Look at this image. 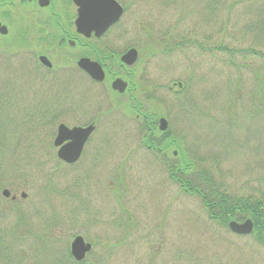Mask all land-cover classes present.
Wrapping results in <instances>:
<instances>
[{"label": "rangeland", "instance_id": "1", "mask_svg": "<svg viewBox=\"0 0 264 264\" xmlns=\"http://www.w3.org/2000/svg\"><path fill=\"white\" fill-rule=\"evenodd\" d=\"M121 2L127 11L110 36L121 39V51L136 45L152 55L147 75L155 87L154 110L167 119L179 156L198 162L200 171L210 170L230 195L264 201L263 0ZM163 38L173 48L166 55L161 54ZM66 79V74L42 71L43 104L73 100L63 90ZM86 90L82 86L78 93ZM80 101L86 104L83 96ZM44 122L5 125L9 140L1 162L6 170L0 173V216L8 226L32 216L30 222L40 219L41 229L24 240L17 231L2 234L0 245L21 247L9 250L7 260L0 257V264H57L76 236L93 246L86 264H264V247L211 222L200 199L161 171L138 125L106 114L98 135H110L114 146L101 152L95 173H84L89 152L73 171L59 162L53 146L60 124L71 127L76 121L60 113ZM115 169L124 184L117 201L108 190ZM72 181L79 191L74 200ZM83 181L94 187L88 211ZM4 189L18 199H5ZM119 212L135 216H113ZM115 245L120 247H110Z\"/></svg>", "mask_w": 264, "mask_h": 264}, {"label": "flooded vegetation", "instance_id": "2", "mask_svg": "<svg viewBox=\"0 0 264 264\" xmlns=\"http://www.w3.org/2000/svg\"><path fill=\"white\" fill-rule=\"evenodd\" d=\"M116 1L123 7L124 16L127 5H123L121 0ZM136 2L137 0H129L131 6H135ZM78 18L79 6L76 0H0V156L5 154L8 147L9 138L6 133L9 130L6 128V124L38 125L44 121L49 122L62 113L76 121L75 125L67 126L68 128L93 126L95 130L85 143L78 162L74 164H66L61 160L59 162L74 171L81 167L80 163L85 157H88L87 153L89 152L91 163L88 164L87 170L82 172L95 173L101 152L111 151V147L114 146V138L109 137L110 135H98L100 124L105 115L113 114L122 116L138 126L148 125L146 128L148 133L145 135L148 138V143L144 146L156 158L157 166L161 171L166 172L170 178L169 153L171 152L174 159L179 160L180 148H178L179 150L174 148L170 150L160 147L158 144V141L165 136L159 130V119L162 115L154 120L155 87L147 75V68L151 64L149 58L152 55L144 52V47L136 45L121 51L119 46L121 39L110 35L116 32L122 18L100 37H97L94 32L90 36L79 32ZM131 49L137 50L138 59L133 66H127L122 63V57ZM42 57L50 62L51 67L43 63ZM84 59L97 63L103 69L105 75L103 82L94 80L87 71L80 67L79 63ZM140 66L142 69L139 68ZM43 70L55 72L57 76L66 74L67 79L63 90L67 93L71 92L73 100L64 105L52 101H45L43 104L41 101ZM116 79H122L128 85L123 94L112 89V84ZM82 86H86L87 90L82 91L83 94H79L78 89ZM82 96L83 102L86 103L83 106L79 104L82 102L80 101ZM90 100L95 103V106H90ZM48 103L52 104L47 106ZM61 106L65 109L59 108ZM57 133L53 139V146ZM97 137L99 138L94 139ZM70 143L67 141L63 145ZM54 149L57 154L59 149L55 146ZM112 151L116 152V150ZM84 168L85 166L81 169ZM183 174L184 172L181 170L180 174L174 173L173 176L183 179ZM83 177L84 179L88 178L86 181L91 179L90 175H83ZM108 177L110 179L108 190L112 198L117 201L122 196L124 186L119 169L112 171ZM77 181H72L69 188V196L72 200L79 193ZM173 182L176 183L175 180ZM178 185L183 192H186L184 186ZM80 187H83V206L88 211L92 207L94 187L84 181ZM10 193L9 198L2 196L7 200L16 201L18 196L11 191ZM98 213V216L105 214ZM113 216L135 215L119 212L114 213ZM5 217L0 216V236L2 234L8 236V233L17 231L19 234L21 233L20 236L24 240L27 235L33 232V229L34 231L41 229L40 219L34 225L30 222L32 216H28V219L22 216L21 222L15 220L9 226L7 222H10ZM15 247L21 246L2 244L0 250H5L8 253ZM110 247L116 249L120 246ZM68 254L71 256V246ZM0 257L2 261L7 260L3 251ZM86 260L78 263L72 260L69 263L63 257L61 263L86 264Z\"/></svg>", "mask_w": 264, "mask_h": 264}, {"label": "water", "instance_id": "3", "mask_svg": "<svg viewBox=\"0 0 264 264\" xmlns=\"http://www.w3.org/2000/svg\"><path fill=\"white\" fill-rule=\"evenodd\" d=\"M76 3L79 6L78 31L87 36H90L93 32L97 37L102 36L110 27L121 20L124 13L123 7L116 0H76ZM137 59V50L131 49L122 57V63L133 66ZM42 61L48 67H51L50 62L45 57H42ZM79 65L94 80L104 81V71L97 63L84 59L80 61ZM127 86V83L122 79H116L112 84V89L123 94L127 90ZM94 130L93 126L70 129L61 124L58 127L57 138L54 142V146L59 149L58 158L67 164L76 163L82 155L85 143ZM159 130L161 132H167L168 130V121L165 117L159 120ZM67 141L71 143L63 145ZM2 195L9 198L11 193L8 189H5ZM22 197L25 199L27 194L23 193ZM228 227L233 234L238 236H249L254 231V223L251 219L242 223L231 221ZM91 250V244L85 242L81 236L76 237L71 244V255L77 262L84 261Z\"/></svg>", "mask_w": 264, "mask_h": 264}, {"label": "trees", "instance_id": "4", "mask_svg": "<svg viewBox=\"0 0 264 264\" xmlns=\"http://www.w3.org/2000/svg\"><path fill=\"white\" fill-rule=\"evenodd\" d=\"M164 39V38H163ZM161 39V54H167L173 49L168 46L171 42L170 40ZM152 37H151V39ZM185 43H187L185 41ZM189 43V42H188ZM180 44H176L175 48H178ZM168 47V48H167ZM219 48L218 50H221ZM157 115L154 116L156 120ZM148 125L141 126L143 143L146 145L148 143L147 135L148 130L146 129ZM164 138L158 141L160 147L169 148L170 150L174 147L178 149L176 145L178 141H173L170 132L164 133ZM176 143V144H175ZM3 156H0V173H5L6 170L1 163L3 161ZM169 174L170 179L175 180L176 183L181 184L186 189V193L193 197H198L201 201V205L206 211L208 218L211 222L223 227L228 230V223L231 220L244 221L245 219H252L255 223V230L251 236L259 245L264 247V201L258 198L248 197H237L232 196L226 191H223L220 186L216 183L210 170H201L202 167L198 162L193 160H187L186 156L181 154L180 159L176 160L169 155ZM184 172L183 179L174 178L173 174H180ZM3 188V187H2ZM0 187V191L2 190ZM4 251L3 255H9ZM70 263L72 257L68 254L66 259ZM57 264H62L60 260Z\"/></svg>", "mask_w": 264, "mask_h": 264}]
</instances>
